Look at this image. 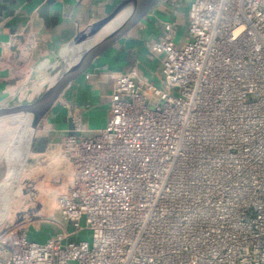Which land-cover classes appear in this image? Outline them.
Instances as JSON below:
<instances>
[{"label": "built area", "instance_id": "obj_1", "mask_svg": "<svg viewBox=\"0 0 264 264\" xmlns=\"http://www.w3.org/2000/svg\"><path fill=\"white\" fill-rule=\"evenodd\" d=\"M185 30L145 41L158 83L82 75L112 81L105 126L70 114L48 145L59 231L31 239L43 208L14 193L0 264H264V0H189Z\"/></svg>", "mask_w": 264, "mask_h": 264}, {"label": "crops", "instance_id": "obj_2", "mask_svg": "<svg viewBox=\"0 0 264 264\" xmlns=\"http://www.w3.org/2000/svg\"><path fill=\"white\" fill-rule=\"evenodd\" d=\"M121 1L0 0V102L7 100L18 91L20 94L25 82L30 83L35 79L39 66L44 62L48 63L47 70L54 68L58 63L56 56L61 48L90 23L108 15ZM161 3L162 1L88 71L126 72L136 66L141 74L148 75L158 83L162 76L160 63L148 52L145 41L157 36L164 22L175 17L179 28L178 39L182 43L184 36L180 33V28L183 25L185 29L187 17V8L182 11L184 5L175 9L169 5L161 6ZM24 34L25 42H19L18 49L21 54L26 52L31 57L19 64L11 50V43L14 42V36ZM25 73H32L26 81H24ZM82 78L83 76L72 85V87L76 85V91L68 98L74 105L71 113L81 116L85 126L95 122L98 129L102 128L105 126L112 98V81L100 82L87 88L82 82L78 83ZM17 98L19 100V95ZM100 107L105 110H101ZM49 120L55 128L54 132H50L54 136L52 141L55 142L57 132L61 130L66 133L70 121L69 118L65 121L59 113L51 114Z\"/></svg>", "mask_w": 264, "mask_h": 264}, {"label": "water", "instance_id": "obj_3", "mask_svg": "<svg viewBox=\"0 0 264 264\" xmlns=\"http://www.w3.org/2000/svg\"><path fill=\"white\" fill-rule=\"evenodd\" d=\"M160 1L162 0H122L108 15L90 23L86 28L81 30L73 40L61 48L56 56V60L58 63H61V66L51 75L50 80L45 84L40 95L32 97V99L28 101H19L17 98L19 95L18 91L7 100L0 102V118L7 117L11 114H20L21 117L27 119L29 123L28 130L23 133L16 144L19 155L13 167V175L9 177V170L7 167L5 177L0 181V222L6 219L10 214V207L7 200H9L15 190L11 180H17L21 169L24 166L26 167L34 146L36 135L43 121L47 119L59 99L67 92L73 83L88 71L100 57L114 48L137 25H139ZM117 18H121V23L116 25L100 40L90 44L77 61L69 66L67 65L65 53L68 49L73 48L84 38L87 40L93 38L100 30ZM25 39V34L16 35L14 36V42L11 43V50L19 64L23 63L24 59H29L31 57L30 54L26 52L21 54L18 49V43H24ZM25 84L27 85L29 82H25Z\"/></svg>", "mask_w": 264, "mask_h": 264}, {"label": "rangeland", "instance_id": "obj_4", "mask_svg": "<svg viewBox=\"0 0 264 264\" xmlns=\"http://www.w3.org/2000/svg\"><path fill=\"white\" fill-rule=\"evenodd\" d=\"M188 1L189 0H183V12L188 7ZM174 3L177 4V2H174V0H168V2L166 3L162 1L161 6L166 7V5H169L171 7V4ZM182 21H185V17ZM180 33L183 36L186 35V30L184 29L183 25L182 28H180ZM60 66L61 63L59 62L55 65L54 68L49 69L48 72L53 75L60 68ZM30 75L31 73H25L24 81L29 79L31 77ZM82 79H80L78 83L82 82L87 88H90L91 86H89L87 83L85 84L84 79ZM36 84L37 82L35 83V85ZM75 87L71 86L67 90V92L59 99L55 107L52 109V115L59 113L61 114V118H63L65 121H67L68 118L70 121L69 116L74 105L68 98L70 97V94L76 91ZM43 89L44 88H42L39 93L35 94L34 97L40 95ZM100 109L105 110L103 107H100ZM50 115L47 119H45V121H43V124L36 135L34 146L26 167L24 166L21 169L18 179L15 180V185L18 186L20 190H23V192H20V194H23L25 196L24 199L20 198L16 200L18 206H21L25 200L29 199L39 200L41 203V208H43V210L39 213L36 219L31 221V223L37 224V230L32 227L29 228V237L40 242L46 241V239L50 237L49 235H52L54 232L59 231V229L55 227L53 223L54 218H56L57 221L61 220L60 215L56 210L54 201V191L57 190L58 187L53 182V180H55V176L54 172L52 171L53 167L51 166V164H49L53 157L56 155L55 151L49 149L48 146L50 143L54 142L52 141L54 136L51 135L50 132H54L53 130L55 129L54 126L51 125V122L49 120ZM97 127L98 126L95 122L87 124L86 128L88 129V132H86L84 135H95L98 130ZM63 135H65L64 131L60 130V132H57V141H59ZM6 171L7 164L3 163L0 166V181L5 177ZM14 200L15 199L13 198V200L11 201L12 206L14 204H17L16 202H14ZM79 236L81 239L91 241L92 232L89 230H84L79 233ZM70 264H76V262H71Z\"/></svg>", "mask_w": 264, "mask_h": 264}, {"label": "bare ground", "instance_id": "obj_5", "mask_svg": "<svg viewBox=\"0 0 264 264\" xmlns=\"http://www.w3.org/2000/svg\"><path fill=\"white\" fill-rule=\"evenodd\" d=\"M121 23V18H117L100 30L93 38L87 40L86 38L78 42L73 48L68 49L65 53V61L67 65H71L77 61L88 46L92 43L97 42L106 34H108L116 25ZM47 62H44L39 66L35 74V79L26 85L19 94V101L30 100L35 94L39 93L43 86L50 80L51 74L47 70ZM37 80V81H36ZM37 84L35 85V83ZM27 119L22 118L20 114H11L7 117L0 118V166L3 163L7 164L9 170V177L13 175V170L15 166V161L19 152L16 149V144L19 138L24 132L28 130ZM12 185H14L15 191L7 200L9 207H11V201L15 194H20L23 190H20L18 186L15 185V180H11ZM15 193V194H14ZM9 218L2 220L0 222V229L7 227L9 223Z\"/></svg>", "mask_w": 264, "mask_h": 264}]
</instances>
